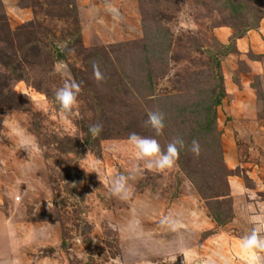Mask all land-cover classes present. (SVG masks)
Instances as JSON below:
<instances>
[{
    "label": "rangeland",
    "instance_id": "rangeland-1",
    "mask_svg": "<svg viewBox=\"0 0 264 264\" xmlns=\"http://www.w3.org/2000/svg\"><path fill=\"white\" fill-rule=\"evenodd\" d=\"M65 81L82 89L67 122ZM155 110L162 147L195 139L198 157L146 168L128 136H154ZM136 167L130 198L110 197ZM253 227L264 235V0H0V264H248Z\"/></svg>",
    "mask_w": 264,
    "mask_h": 264
},
{
    "label": "clouds",
    "instance_id": "clouds-1",
    "mask_svg": "<svg viewBox=\"0 0 264 264\" xmlns=\"http://www.w3.org/2000/svg\"><path fill=\"white\" fill-rule=\"evenodd\" d=\"M93 75L95 80L100 83L105 77L97 63H93ZM82 89L80 84L75 81H65L64 84L55 90V102L58 104L61 119L65 122L69 117L76 114L79 106L78 97ZM145 125L154 132V136H142L132 132L128 136V143L134 148L136 156L143 161L146 168L156 172H165L178 166L180 153L187 149L193 155L199 156L201 153V145L198 140H192L187 145L183 137L173 138L165 147L156 137L162 136L165 124V115L159 110L149 111L148 119ZM88 132L93 138L99 137L103 132V125L95 123L88 127ZM100 168L97 166L95 171L100 175ZM141 174L139 167L133 168L129 174L116 175L110 181L108 195L120 200H128L132 195V187L130 181H134ZM250 223L259 224L255 218L250 219ZM175 227V225H171ZM241 252L248 264H262L264 262V235L261 234L259 227H253L250 234L245 235L240 244Z\"/></svg>",
    "mask_w": 264,
    "mask_h": 264
},
{
    "label": "trees",
    "instance_id": "trees-1",
    "mask_svg": "<svg viewBox=\"0 0 264 264\" xmlns=\"http://www.w3.org/2000/svg\"><path fill=\"white\" fill-rule=\"evenodd\" d=\"M220 101H221V99H219V100H217L215 103V105H219L220 104ZM209 114H210V112H209ZM211 117H213L212 119L213 120H215V114L213 113V114H211ZM204 125V124H203ZM203 131H205L204 130V127H203ZM184 153V152H183ZM179 161L181 162V161H183V156H182V153H180V157H179Z\"/></svg>",
    "mask_w": 264,
    "mask_h": 264
},
{
    "label": "crops",
    "instance_id": "crops-1",
    "mask_svg": "<svg viewBox=\"0 0 264 264\" xmlns=\"http://www.w3.org/2000/svg\"><path fill=\"white\" fill-rule=\"evenodd\" d=\"M3 235H4V233H3Z\"/></svg>",
    "mask_w": 264,
    "mask_h": 264
}]
</instances>
